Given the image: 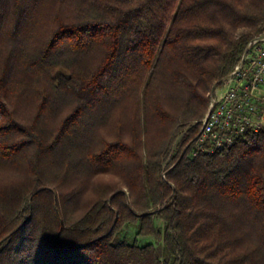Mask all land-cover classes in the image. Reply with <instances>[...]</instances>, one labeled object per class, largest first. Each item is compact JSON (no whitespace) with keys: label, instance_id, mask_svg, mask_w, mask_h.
<instances>
[{"label":"trees","instance_id":"1","mask_svg":"<svg viewBox=\"0 0 264 264\" xmlns=\"http://www.w3.org/2000/svg\"><path fill=\"white\" fill-rule=\"evenodd\" d=\"M168 1L0 0V264H264V132L198 158L185 132L264 0Z\"/></svg>","mask_w":264,"mask_h":264},{"label":"built area","instance_id":"2","mask_svg":"<svg viewBox=\"0 0 264 264\" xmlns=\"http://www.w3.org/2000/svg\"><path fill=\"white\" fill-rule=\"evenodd\" d=\"M246 52L215 88L205 117L194 124L198 131L186 146L190 158L212 156L264 132V32Z\"/></svg>","mask_w":264,"mask_h":264},{"label":"rangeland","instance_id":"3","mask_svg":"<svg viewBox=\"0 0 264 264\" xmlns=\"http://www.w3.org/2000/svg\"><path fill=\"white\" fill-rule=\"evenodd\" d=\"M180 0H169L168 3H169V6H173V5H177L179 4ZM169 24V23H168ZM213 94V93H212ZM211 94V95H212ZM211 100V98H210ZM197 121L191 123L188 125V127L186 128L185 132H188L189 129H191V127H194L195 123ZM179 142V141H178ZM177 142V145L175 146L174 148V151L172 152V155L173 153L175 154V151L179 145V143ZM169 162H170V158L168 160H166L163 164V169L165 171H167L168 169V166H169ZM164 171V172H165ZM113 181H120L118 180L116 177H112V176H106L105 178H102V180H99L98 183L100 182H103V183H111ZM125 194H126V197H129V193L127 190H125ZM154 210V208H152L150 211L152 212ZM164 227V222L163 221H158L157 222V228L161 229ZM138 229L136 227H130V228H126L124 229L123 233H122V239H125L129 242H132L133 240L137 239L138 240V243L140 245H146V244H149V243H152V244H156L157 246H161L163 244L162 240L158 237V236H154V237H149V238H140L137 236V231Z\"/></svg>","mask_w":264,"mask_h":264},{"label":"clouds","instance_id":"4","mask_svg":"<svg viewBox=\"0 0 264 264\" xmlns=\"http://www.w3.org/2000/svg\"><path fill=\"white\" fill-rule=\"evenodd\" d=\"M10 174L15 176L17 182H19L23 179V175L14 169L0 168V186H8L7 184L3 183L2 178L6 177Z\"/></svg>","mask_w":264,"mask_h":264},{"label":"water","instance_id":"5","mask_svg":"<svg viewBox=\"0 0 264 264\" xmlns=\"http://www.w3.org/2000/svg\"><path fill=\"white\" fill-rule=\"evenodd\" d=\"M247 52L245 51L244 56H246Z\"/></svg>","mask_w":264,"mask_h":264}]
</instances>
